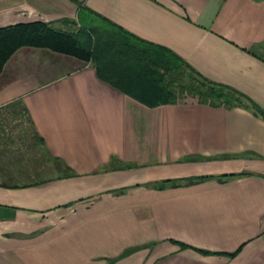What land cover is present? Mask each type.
I'll list each match as a JSON object with an SVG mask.
<instances>
[{
  "label": "crops",
  "instance_id": "0c3cea01",
  "mask_svg": "<svg viewBox=\"0 0 264 264\" xmlns=\"http://www.w3.org/2000/svg\"><path fill=\"white\" fill-rule=\"evenodd\" d=\"M96 18L241 102L177 88L152 106L91 62L17 50L0 75V264H264V0H0V28ZM25 119L65 170L24 155Z\"/></svg>",
  "mask_w": 264,
  "mask_h": 264
},
{
  "label": "trees",
  "instance_id": "16d2710c",
  "mask_svg": "<svg viewBox=\"0 0 264 264\" xmlns=\"http://www.w3.org/2000/svg\"><path fill=\"white\" fill-rule=\"evenodd\" d=\"M23 47L44 48L91 62L100 79L129 95L147 98L152 106L175 102L177 88L213 106L232 107L241 102V97L227 88L189 74L188 81L184 80L185 67L175 55L99 18L89 27L81 24L72 31L43 22L0 28V75L6 62ZM35 136L43 144L37 133ZM67 170L64 177L73 176ZM182 181L167 180L161 187Z\"/></svg>",
  "mask_w": 264,
  "mask_h": 264
},
{
  "label": "rangeland",
  "instance_id": "374dc122",
  "mask_svg": "<svg viewBox=\"0 0 264 264\" xmlns=\"http://www.w3.org/2000/svg\"><path fill=\"white\" fill-rule=\"evenodd\" d=\"M188 74L192 77H196L195 75L189 73V72H186L184 74V80L188 81ZM197 78V77H196ZM18 122V121H17ZM16 122V123H17ZM23 122V128L26 127V130L28 129V135L27 137L24 139L23 138V141L22 143L23 144V153L24 155L27 157V158H33V157H36V158H39L40 160H44L43 162L45 163V168L46 170L48 169V173L49 172H53L56 173V169L58 170H65L64 166L62 163L58 162L57 160L54 162L52 161L53 159H51L47 153L45 152V150L43 149V147L37 143V141L33 138V133H32V130H31V126L30 124H28V122L25 120L22 121ZM18 124V123H17ZM25 126V127H24ZM21 128V127H20ZM19 131V130H17ZM18 142H16V144L19 145V140H17Z\"/></svg>",
  "mask_w": 264,
  "mask_h": 264
}]
</instances>
